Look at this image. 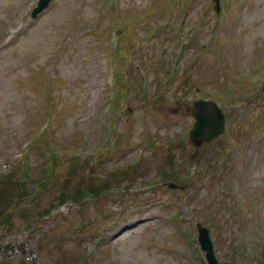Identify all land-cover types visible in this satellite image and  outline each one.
<instances>
[{"label": "rangeland", "instance_id": "374dc122", "mask_svg": "<svg viewBox=\"0 0 264 264\" xmlns=\"http://www.w3.org/2000/svg\"><path fill=\"white\" fill-rule=\"evenodd\" d=\"M35 2L0 0V175L15 166L28 193L0 245L38 264H207L199 221L218 260L264 264V0H52L32 18ZM194 97L227 111L195 161L192 118L167 110ZM80 179L118 190L56 208ZM0 264L34 263L6 248Z\"/></svg>", "mask_w": 264, "mask_h": 264}, {"label": "water", "instance_id": "95a60500", "mask_svg": "<svg viewBox=\"0 0 264 264\" xmlns=\"http://www.w3.org/2000/svg\"><path fill=\"white\" fill-rule=\"evenodd\" d=\"M48 0H41L36 12L47 4ZM184 107L195 118L194 126L190 130V140L196 146L201 142L208 141L217 134L221 133L224 128V117L218 106L211 100L196 99L186 101L178 105ZM199 227V241L202 248L208 250L207 257L210 264H219L216 262L211 253V245L207 238L206 229Z\"/></svg>", "mask_w": 264, "mask_h": 264}, {"label": "trees", "instance_id": "16d2710c", "mask_svg": "<svg viewBox=\"0 0 264 264\" xmlns=\"http://www.w3.org/2000/svg\"><path fill=\"white\" fill-rule=\"evenodd\" d=\"M11 174L9 173L0 180V224L3 222L4 218L11 217L12 205H15V201L26 196L24 186H21L19 181L15 178L18 176V173L15 177V172ZM83 187L87 191H93L91 182L88 183L85 181ZM78 196L77 192L76 198H78Z\"/></svg>", "mask_w": 264, "mask_h": 264}, {"label": "bare ground", "instance_id": "6f19581e", "mask_svg": "<svg viewBox=\"0 0 264 264\" xmlns=\"http://www.w3.org/2000/svg\"><path fill=\"white\" fill-rule=\"evenodd\" d=\"M22 246H23V247H25V245H24V244H22Z\"/></svg>", "mask_w": 264, "mask_h": 264}]
</instances>
